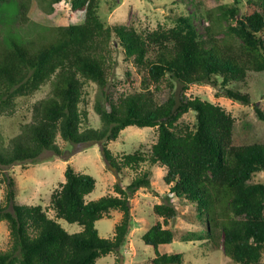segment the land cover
<instances>
[{
	"label": "trees",
	"instance_id": "trees-1",
	"mask_svg": "<svg viewBox=\"0 0 264 264\" xmlns=\"http://www.w3.org/2000/svg\"><path fill=\"white\" fill-rule=\"evenodd\" d=\"M12 0H0V9ZM15 1V0H14ZM47 14L64 16L72 22L54 27V37L36 45L12 35L0 38V115H12L16 98L33 95L51 83L48 97L36 101L31 119L17 135L0 148V166L34 162L45 150L58 157L64 151L57 136L71 144L100 143L106 169L117 179L115 194L86 201L96 180L77 172L68 164L65 181L50 194V209L41 204L16 202L15 181L7 179L5 199L0 204V221H6L10 245L0 250V264H95L101 256L116 253L126 242L131 228L133 193L150 187L151 170L141 164L165 168L163 182L169 193L195 206L204 229L188 231L181 241H202L205 247L223 248L237 264H261L264 253V183L252 182L264 171V141L234 143L235 119L218 104L188 97L193 84H209L221 95L250 104L249 93L230 88L245 83L249 71H264V0H239L220 6L218 13L207 12L211 23L200 34L193 13L181 14L173 26H158L139 32L132 24L108 26L100 19L99 0H38ZM21 23L27 21L29 0H16ZM220 33L223 36L217 37ZM123 54L143 76L138 89L113 95L109 87L114 68L112 51ZM129 75L128 71H126ZM97 84L103 102L95 103L99 128L81 129L86 111L79 108L85 82ZM166 81L169 97L160 102L156 92ZM179 84V95L172 92ZM193 111L195 122L182 123ZM256 121L264 124V109L253 104ZM245 124H247L245 122ZM156 128L157 138L148 153L139 149L113 154L108 143L129 127ZM125 168L137 171L126 185L120 178ZM153 206L162 218L141 236L154 249L150 264H182V253L161 254L158 247L170 244L175 233L165 225L178 211L170 197ZM111 210L121 212L113 236L100 237L95 227ZM76 223L82 230L68 233L57 221ZM221 241V244H220Z\"/></svg>",
	"mask_w": 264,
	"mask_h": 264
},
{
	"label": "rangeland",
	"instance_id": "rangeland-1",
	"mask_svg": "<svg viewBox=\"0 0 264 264\" xmlns=\"http://www.w3.org/2000/svg\"><path fill=\"white\" fill-rule=\"evenodd\" d=\"M15 1H10L3 9H0V38L12 33L14 37L25 43L33 41L38 45L54 37V27L66 26L72 22L67 18L65 10H61L64 16L60 17V12L51 16V14L45 13L40 1L29 0V8L26 13L28 19L21 23ZM235 1L99 0L97 12L105 25L132 24L142 33L152 31L158 26L169 28L173 26L174 19L178 15L193 13L197 30L203 34L204 27L211 23L206 18L207 12L216 14L220 6H233L236 4ZM239 1V7L243 12L246 0ZM221 36L223 33L217 37ZM120 51L114 50L111 53L115 63L109 87L115 96L125 90L138 89L143 76L142 71H138L131 62L123 59V54ZM174 86L172 92L179 95V84L174 82ZM234 86L233 84L229 85L230 88L249 93L250 104L245 105L233 101L221 93L216 95L220 89L209 84L190 85L185 90V95L191 98L199 97L218 104L231 113L235 119L234 143L243 144L255 139L264 141V124L256 121L253 111L254 103L264 109V71H249L245 83H238L239 88ZM50 93L51 83L47 82L33 95L16 98V106L12 115H0V148L7 147L9 139L17 135L21 125L31 119L32 105L36 101L48 97ZM170 94L171 89L167 82L163 81L159 91L156 92L157 99L162 102ZM97 101L101 104L104 103L97 84L92 81L85 82L79 108L85 110L87 115L82 120L81 129L101 126L100 116L95 110ZM180 121L192 126L195 122L194 112L185 113ZM156 138V128L129 126L119 133L115 141H110L108 147L115 155L133 152L137 149L148 153ZM56 144L64 151L61 157L54 154L52 150H45L34 162L15 164L9 167L0 166V204L2 206H6L10 210L5 199L6 183L8 178H13L16 202L27 205L41 204L48 210V215L53 217L54 212L49 206L50 194L59 188L61 182L65 181L64 171L68 164L72 165L75 171L89 174L96 180L94 190L85 197L86 201L98 199L106 194H115L113 185L117 177L106 169L100 152V143L71 144L57 136ZM144 169L151 170L150 187L140 188L131 196L132 222L126 242L118 252L101 256L95 264H150L151 259L155 256L153 247L144 244L141 236L156 221L162 222V218L153 213V206L163 202L165 196L170 194V186L163 182L164 167L149 166L144 163L141 164L140 170ZM136 174L137 171L125 168L120 178L122 186H126ZM252 182L264 183V171L256 173ZM170 197H172V203L178 214L165 227L174 231L175 238L170 244L160 245L158 251L161 254L182 253V264H237L224 254L222 246L212 249L211 246L205 247L202 241H181L180 236L188 231L203 230L204 224L196 216L195 206L175 196L171 195ZM121 215V212L111 210L96 221L95 227L99 236L112 237L114 226L121 219ZM57 221L68 233L82 230V227L76 223H68L63 219H57ZM9 245L7 223L0 221V250H6ZM261 264H264V253Z\"/></svg>",
	"mask_w": 264,
	"mask_h": 264
}]
</instances>
